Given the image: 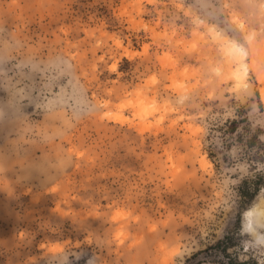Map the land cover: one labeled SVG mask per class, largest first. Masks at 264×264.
Masks as SVG:
<instances>
[{
  "label": "rangeland",
  "instance_id": "1",
  "mask_svg": "<svg viewBox=\"0 0 264 264\" xmlns=\"http://www.w3.org/2000/svg\"><path fill=\"white\" fill-rule=\"evenodd\" d=\"M263 91L264 0H0V264H264Z\"/></svg>",
  "mask_w": 264,
  "mask_h": 264
},
{
  "label": "bare ground",
  "instance_id": "2",
  "mask_svg": "<svg viewBox=\"0 0 264 264\" xmlns=\"http://www.w3.org/2000/svg\"><path fill=\"white\" fill-rule=\"evenodd\" d=\"M229 53H230L229 55L231 57L232 63H238L239 64L241 62V60L246 56V52L243 51L238 46H233L232 48H230ZM261 95H262V98L264 100V91L261 93Z\"/></svg>",
  "mask_w": 264,
  "mask_h": 264
},
{
  "label": "snow or ice",
  "instance_id": "3",
  "mask_svg": "<svg viewBox=\"0 0 264 264\" xmlns=\"http://www.w3.org/2000/svg\"><path fill=\"white\" fill-rule=\"evenodd\" d=\"M117 215H119V213Z\"/></svg>",
  "mask_w": 264,
  "mask_h": 264
},
{
  "label": "trees",
  "instance_id": "4",
  "mask_svg": "<svg viewBox=\"0 0 264 264\" xmlns=\"http://www.w3.org/2000/svg\"><path fill=\"white\" fill-rule=\"evenodd\" d=\"M231 264V263H230Z\"/></svg>",
  "mask_w": 264,
  "mask_h": 264
}]
</instances>
